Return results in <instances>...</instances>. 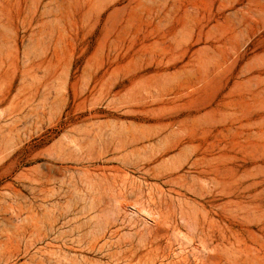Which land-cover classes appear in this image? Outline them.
Returning <instances> with one entry per match:
<instances>
[{
    "label": "rangeland",
    "instance_id": "obj_1",
    "mask_svg": "<svg viewBox=\"0 0 264 264\" xmlns=\"http://www.w3.org/2000/svg\"><path fill=\"white\" fill-rule=\"evenodd\" d=\"M264 264V0H0V264Z\"/></svg>",
    "mask_w": 264,
    "mask_h": 264
},
{
    "label": "bare ground",
    "instance_id": "obj_2",
    "mask_svg": "<svg viewBox=\"0 0 264 264\" xmlns=\"http://www.w3.org/2000/svg\"><path fill=\"white\" fill-rule=\"evenodd\" d=\"M184 264V263H183Z\"/></svg>",
    "mask_w": 264,
    "mask_h": 264
}]
</instances>
